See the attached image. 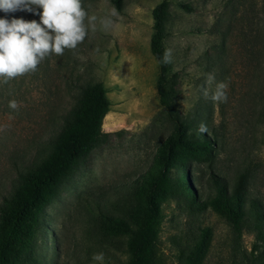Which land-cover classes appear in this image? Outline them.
I'll list each match as a JSON object with an SVG mask.
<instances>
[{"label":"rangeland","instance_id":"rangeland-1","mask_svg":"<svg viewBox=\"0 0 264 264\" xmlns=\"http://www.w3.org/2000/svg\"><path fill=\"white\" fill-rule=\"evenodd\" d=\"M162 1L121 0L105 30L99 19L115 8L113 0H82L98 21L76 49L7 83L0 77V239L20 178L60 132L80 90L100 82L110 103L103 142L37 210L8 264H131L130 235L149 210L164 146L179 124L187 138L172 148L169 183L185 170L192 195L173 189L155 199L154 264H251L254 231H264L256 220L264 216V0H165L172 77L166 107L150 52L151 11ZM2 18L40 22L27 11H0ZM221 83L226 102L211 98ZM242 176L239 236L211 202L216 183L231 197ZM98 253L103 262L92 259Z\"/></svg>","mask_w":264,"mask_h":264},{"label":"trees","instance_id":"trees-1","mask_svg":"<svg viewBox=\"0 0 264 264\" xmlns=\"http://www.w3.org/2000/svg\"><path fill=\"white\" fill-rule=\"evenodd\" d=\"M117 12H121V0H113ZM189 11L187 6L182 7ZM152 34L150 52L156 61L159 74L156 81V91L159 103L166 107L169 102L168 87L172 80L169 75V63H163L165 53L166 23L169 16L165 0L157 4L151 11ZM110 103L106 97V89L100 82L90 84L80 90L76 104L64 119L60 132L51 139L45 147L42 157L32 166V170L20 178L19 187L15 190L11 205L2 215V236L0 239V264H8L14 247L22 243V237L28 232L31 223L35 221V213L56 193L62 184L86 159L89 152L103 142V121L109 112ZM264 120V113H263ZM187 138V129L178 125L177 136L164 146V170L153 183L148 194L149 210L145 212L135 231L128 241L129 252L132 255L131 264H154L155 247V199L165 191L177 189L182 194L192 195L190 178L186 171L174 182L169 183V169L173 146ZM172 156V157H171ZM244 177L233 196L216 183V195L212 206L224 216L237 235H241L246 219L242 205ZM256 220L264 228V216L257 214ZM251 264H264V231H254Z\"/></svg>","mask_w":264,"mask_h":264},{"label":"clouds","instance_id":"clouds-1","mask_svg":"<svg viewBox=\"0 0 264 264\" xmlns=\"http://www.w3.org/2000/svg\"><path fill=\"white\" fill-rule=\"evenodd\" d=\"M37 9H42V13ZM0 11H27L40 17V22H26L22 18L0 19V77L5 83L36 71L41 61L52 54L62 55L65 49H76L88 36V27L95 31L98 21L96 15H89L85 10L82 0H0ZM116 16L118 13L113 7L108 17L99 19L101 27L105 30L112 27L111 17ZM86 18L88 26L85 25ZM170 60V51L166 50L162 62L167 64ZM213 79L210 74L208 82ZM225 88V84H219L211 98L226 102ZM9 108L16 110L17 102L10 101ZM204 130L202 125L201 131ZM92 259L103 262L104 254H94Z\"/></svg>","mask_w":264,"mask_h":264}]
</instances>
